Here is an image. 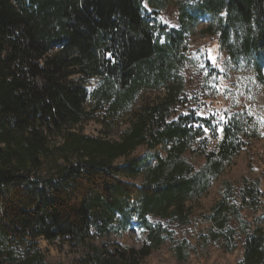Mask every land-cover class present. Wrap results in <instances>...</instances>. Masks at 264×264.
I'll return each instance as SVG.
<instances>
[{"label": "trees", "instance_id": "obj_1", "mask_svg": "<svg viewBox=\"0 0 264 264\" xmlns=\"http://www.w3.org/2000/svg\"><path fill=\"white\" fill-rule=\"evenodd\" d=\"M179 12L182 28L166 30L144 15L142 0H0V264H50L39 237L82 245L86 252L71 264H142L168 232L148 216L189 223L188 202L208 192L241 144L226 127L202 168L184 158L203 130L169 120L171 107L184 102L181 47L207 18L221 48L235 61L251 60L262 78L264 0H180ZM75 75L100 84L88 92ZM150 88L166 93L129 112ZM99 110L103 118L131 114L119 140L72 130ZM141 145L165 146L166 156L115 163ZM142 170L143 184L125 179ZM229 209L224 199L214 207L221 228ZM129 210L147 230L140 248L90 241L92 229L102 238L117 218L125 226ZM245 230L240 264H264V231L253 221Z\"/></svg>", "mask_w": 264, "mask_h": 264}, {"label": "rangeland", "instance_id": "obj_2", "mask_svg": "<svg viewBox=\"0 0 264 264\" xmlns=\"http://www.w3.org/2000/svg\"><path fill=\"white\" fill-rule=\"evenodd\" d=\"M179 1L142 0L143 13L152 18L155 15V21L165 25L166 30L170 27L180 30ZM209 21L204 18L191 32H187L180 53L183 58L180 72L184 79L181 98L184 102L171 107L169 120L187 122L194 130H203L202 137L192 138L190 149L184 154V158L196 169L202 168L207 162V155L217 150L226 127L235 131L241 148L223 172L215 177L208 192L188 202L189 223L180 224L172 218L148 216L149 224L162 223L168 232L164 243L153 250L142 264H240L248 234L245 224L253 221L264 231V71L263 77L259 78L251 60L232 59L228 50L221 48L219 34L207 30ZM162 41H165V36ZM72 79L83 82L88 92L100 84L98 77L82 80L75 75ZM165 93L164 88L144 89L129 112L159 100ZM90 107L88 102L87 109ZM103 117L102 111H96L90 120L72 130L115 141L130 125L131 114L127 112ZM61 141V135L49 140L53 157L59 155L55 147ZM157 154L165 157L166 147L150 149L141 145L116 159L115 163L125 164L132 159L144 158L154 164ZM51 168L52 161L48 160L45 169ZM125 179L141 185L145 181V172L142 170L136 176ZM244 193L251 202L242 201ZM222 199L230 208L224 228L212 219L214 207ZM128 213L130 220L125 226L120 225V218H117L102 238L92 229L90 241L110 248H140L147 241V230L137 216L131 214V210ZM35 241L50 264H71L86 252L82 245L76 246L60 239L49 241L39 237Z\"/></svg>", "mask_w": 264, "mask_h": 264}, {"label": "snow or ice", "instance_id": "obj_3", "mask_svg": "<svg viewBox=\"0 0 264 264\" xmlns=\"http://www.w3.org/2000/svg\"><path fill=\"white\" fill-rule=\"evenodd\" d=\"M210 59H212V62H213V64H215V61H214V59L213 58H211L210 57ZM205 131H207V129H205ZM222 131V130H221Z\"/></svg>", "mask_w": 264, "mask_h": 264}]
</instances>
